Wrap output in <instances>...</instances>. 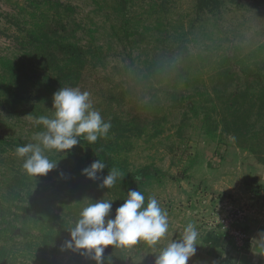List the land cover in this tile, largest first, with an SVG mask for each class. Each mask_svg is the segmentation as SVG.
<instances>
[{
	"label": "rangeland",
	"instance_id": "374dc122",
	"mask_svg": "<svg viewBox=\"0 0 264 264\" xmlns=\"http://www.w3.org/2000/svg\"><path fill=\"white\" fill-rule=\"evenodd\" d=\"M54 41L86 54L76 62L55 55ZM262 56L264 0H225L216 12L198 10L196 0H0V264H96L65 246L70 229L102 199L113 201L114 218L129 190L158 200L168 232L155 245L137 239L104 254L110 264H142L143 254L178 239L189 223L199 233L196 250L208 242L246 252L254 224L264 220V143L241 147L204 123L209 104L194 88H210L208 71L224 58L234 65ZM150 65L181 73L180 104L163 93L172 81L143 82ZM60 87L88 91L114 125L102 148L46 149L53 168L30 174L15 149L35 142L43 128L34 118L53 115ZM96 159L108 166L103 175L117 168L135 181L98 187L100 179L81 174ZM48 230L53 240L44 245Z\"/></svg>",
	"mask_w": 264,
	"mask_h": 264
},
{
	"label": "clouds",
	"instance_id": "9594fccd",
	"mask_svg": "<svg viewBox=\"0 0 264 264\" xmlns=\"http://www.w3.org/2000/svg\"><path fill=\"white\" fill-rule=\"evenodd\" d=\"M51 117L40 115L34 118V126H42L32 137L34 143L17 145L15 152L24 158L23 167L30 174H46L53 163L44 155V150H71L80 143L81 138L89 144L98 138L106 137L111 122L105 121L101 113L93 107L90 93L79 87H60L52 96ZM100 159L81 169L88 179H100L98 187L112 188L124 175L117 169H108ZM136 179H139L138 177ZM124 202L110 216L112 200L102 199L90 203L80 212V218L70 229V239L65 246L82 250L81 254L104 264L110 257L104 255L106 246L117 247L133 244L142 239L150 245L160 242L168 232V213L155 197L145 199L142 192L129 190ZM199 233L194 224H187L178 239H173L157 249L154 264H188L196 254Z\"/></svg>",
	"mask_w": 264,
	"mask_h": 264
},
{
	"label": "trees",
	"instance_id": "16d2710c",
	"mask_svg": "<svg viewBox=\"0 0 264 264\" xmlns=\"http://www.w3.org/2000/svg\"><path fill=\"white\" fill-rule=\"evenodd\" d=\"M224 3L225 0H196V8L216 12ZM62 25L58 28L60 31L65 29ZM53 53L67 55L74 62L81 60L86 54L78 45L59 41H54ZM149 68L143 82L152 84L154 81L158 83L172 81V86H166L163 93L173 103L180 104L185 95V91L177 87V79L181 73H176L173 68L163 65H150ZM208 79L210 88L205 87L204 90H201L199 86L194 88V95L209 104V106H203L202 121L221 127V130L231 135L236 144L241 147L264 143V56L253 63L243 60L234 65L229 63V58H224L220 63L210 67ZM199 82L200 80L195 84ZM191 109L198 115L196 107L191 106ZM110 122L114 125V116ZM80 142L98 150L102 145V138H98L93 144H89L82 138ZM111 160V157L105 158L106 162L111 163ZM129 180L135 181L133 177L124 175V178L118 179V182L126 183ZM43 238L45 241L43 244L48 245L53 240L52 231H46ZM119 249L120 247L109 245L105 247L104 254H116Z\"/></svg>",
	"mask_w": 264,
	"mask_h": 264
},
{
	"label": "crops",
	"instance_id": "0c3cea01",
	"mask_svg": "<svg viewBox=\"0 0 264 264\" xmlns=\"http://www.w3.org/2000/svg\"><path fill=\"white\" fill-rule=\"evenodd\" d=\"M254 225V231L249 233L246 252L238 254L220 243L215 245H218L216 249H211L207 246L208 242H205V247L196 250V254L189 259L188 264H264V220ZM156 254L157 251L143 254L142 264H154Z\"/></svg>",
	"mask_w": 264,
	"mask_h": 264
}]
</instances>
